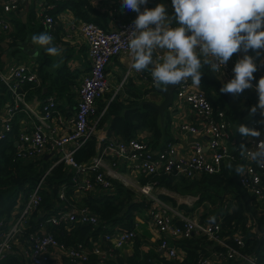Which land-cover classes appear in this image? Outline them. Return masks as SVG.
Instances as JSON below:
<instances>
[{
	"label": "built area",
	"instance_id": "built-area-1",
	"mask_svg": "<svg viewBox=\"0 0 264 264\" xmlns=\"http://www.w3.org/2000/svg\"><path fill=\"white\" fill-rule=\"evenodd\" d=\"M153 1L148 0L147 7ZM115 2L114 12L119 13L116 9L121 7L120 0H115ZM163 2L167 10L173 11L171 0H163ZM20 4L21 0H0V32L2 33L0 40L5 45L10 42V34L13 32L11 19ZM143 7L141 6V10ZM136 15V12L125 10L123 15L125 17L122 20H117L116 25L111 29H104L92 21L79 18H74L71 22L66 21L69 29L76 30L85 42L88 69L76 87L74 111L68 123L64 124V127H67V132L64 134L58 133L53 126L55 123L62 124L63 122L54 97L48 96L39 105V109L34 110L26 99L25 92H19L23 84L37 81L34 64L25 61H12L8 65L2 66L0 62V83L9 93L8 99L0 105V140L4 139L11 131L12 120H19L18 116L22 115L26 121L30 122L31 126L29 129H20L18 126L13 140V157L23 161L41 156L53 159L51 165L28 194L25 202L21 206L16 204L13 207L7 230L0 232V259L10 251L11 241L17 240L16 237L25 228V222L31 213L38 210L40 201L38 191L42 186L43 176L55 164L62 163L73 172L71 188L75 193L80 191L83 194L91 190L94 185L99 186L101 190H107L111 186V179L125 187L128 186L129 189L133 185L134 188L131 190H135V194L139 196L141 194L149 200V208L145 210V215L146 218L148 217L149 226L159 239L157 251L165 258L181 259L183 251L176 245V240L186 238L194 233L204 235L225 248L223 251L211 252L209 256L200 259L198 264H220L227 260L238 261L239 264H259L252 256L240 255L239 252L216 237L219 225L213 222L211 215L205 216L201 221L195 214L184 213L183 209L171 206L158 197V195L166 194V191L156 187L151 181V176L159 175L192 178L202 174H215L220 171L225 162L235 161L238 158L243 162L236 163V166L243 165L246 169L243 176L235 175L238 184L245 189L255 203L264 202V167L251 162L246 153L241 155L240 148V145L244 144L247 151H253L260 138H248L240 135L238 137L240 144H237L231 134V126L226 120L224 112L219 108H213L200 88L191 89L189 79L175 88L171 103V105L175 102L184 103L198 118L197 123L184 122L177 129L182 136L190 138L189 154L178 153L176 144L171 142L167 143L164 148L153 151L148 140L137 135L123 140L106 139L96 135L99 130L96 126L97 120L104 113L108 102L120 90L130 72L135 70L131 68L133 61L128 48L130 38L128 32L131 30ZM40 24L43 32L52 35L53 26L57 24V20L44 12L40 18ZM119 55L126 56V69L106 99V104L96 114V101L106 94L110 87L106 79L105 67L111 58ZM162 55L163 51L160 54H155V57L158 58ZM230 60L226 66L222 67L221 71L213 72L211 70L218 80L225 83L234 75ZM262 76H264V72ZM138 78L141 81L145 80L144 76L140 74H138ZM146 82L149 84V88L155 90L151 75L148 76ZM252 90L253 97L258 100L255 87L251 88ZM91 134L96 135L97 152L88 163H76L73 158L74 151L84 144ZM100 142H104V144ZM99 144L101 148L98 147ZM235 152L238 157L233 156ZM105 158L113 161L127 160L132 170L146 177L147 181L144 183L128 182L109 166H104ZM90 173H93L92 178ZM57 197L61 200L64 199V186L58 189ZM46 221L52 225L77 222L96 226L98 223L97 217L83 207L58 211ZM175 221L180 223L176 224ZM0 226H2V222H0ZM245 226L248 225L245 224ZM136 236L135 228L104 234L102 239L109 243L110 248L107 250V245H104L105 249H102L100 244H96L92 253L98 258L99 264H104V260L113 258L114 254L111 250H120L130 244ZM233 238L236 245H241V239L237 232L233 233ZM24 243L23 255L26 260L23 264H53L51 262L53 253L57 255L60 264L61 257H65L71 262L84 261L87 258V252L80 244L64 247L50 233L44 231L28 232Z\"/></svg>",
	"mask_w": 264,
	"mask_h": 264
},
{
	"label": "trees",
	"instance_id": "trees-1",
	"mask_svg": "<svg viewBox=\"0 0 264 264\" xmlns=\"http://www.w3.org/2000/svg\"><path fill=\"white\" fill-rule=\"evenodd\" d=\"M50 1L54 6L46 12L53 19L59 11L68 10L76 18L93 20L91 16L95 10L92 9L88 0ZM30 21L26 23H21L18 19L12 21L14 28L10 34V42L7 44L9 49L12 48L10 50L12 53L16 52L27 33L30 31H34L36 34L42 32V26L32 27ZM249 54L255 55V53ZM261 56H264V53H261ZM201 71L203 74L199 88L204 92L213 108H219L224 112L226 120L231 126V134L237 144H240L238 137L241 135L237 130L238 125L243 124L249 128L264 130V123H261L264 117L260 115L259 110L250 116L248 108L245 106L251 102L254 105L257 104L258 100L253 97V90L247 89L244 94L236 97L221 93L219 90L225 82L218 80L207 65L203 66ZM263 72L264 63H258V70L253 74V87ZM189 80L191 81V78ZM36 82L23 84L19 92H25L27 98L32 92L39 93L40 88ZM59 91V89L56 90V92ZM145 93L146 91H139L132 86L127 89V96H120V92H117L108 102L102 116L97 120V129L104 128L105 135L112 140L135 137L139 130L149 133L154 144L158 143V140H168L169 136L166 132L168 111L165 110L163 119L160 120L154 107L142 97ZM8 95L9 93L0 83V105L8 99ZM43 96L45 95L42 94L41 97ZM53 97L55 100L57 99L55 96ZM108 97L109 94L106 93L97 100L96 114L106 104ZM16 123V120L13 119L11 131L4 139L0 140V222H2L0 232L7 230L13 207L16 204L21 206L25 202L36 182L53 162L52 158H44V156L28 161L13 157V140L18 128ZM95 136V134H91L84 144L74 151L73 158L76 163H88L95 155ZM233 156L238 157L236 152ZM242 162L238 158L235 161H227L215 174H202L192 178L159 175L151 176V181L158 188L179 196L193 198L192 206L188 209L184 204H176L175 200L167 194L158 195L161 200L171 206L183 209L184 213H192L194 209L200 208L199 218L201 221L205 216L211 215L213 222L219 225V230L216 233L218 239L223 240L224 244L235 249L240 255L252 256L255 262L264 264V202L255 203L245 189L238 184L235 171L229 168V165L235 167ZM89 175L92 178L93 173ZM72 176L73 172L62 163L55 164L43 176L42 186L38 191L40 197L38 212H32L28 217L25 228L16 237L17 240L11 241V249L1 257L0 264H23L26 260L23 255L26 235L28 232L41 231L50 233L64 247L80 244L87 252V258L84 261L71 262L65 257H61V263L99 264L98 258L92 253L94 246L100 244L102 249H105L104 245H107V250L110 248L109 243L103 240L102 236L115 231L134 229V218L139 217V214L149 208V200L135 194L114 179L110 180L111 186L107 190H101L99 186L94 185L91 190L81 195L76 194L71 188ZM146 181V177L140 179V183ZM61 186H64L63 200L57 197L58 189ZM74 207L86 208L94 214L98 219L97 225L91 226L77 222L57 225L47 223V218L56 212ZM175 223L179 224L180 222L175 221ZM245 224L248 226L246 227ZM234 232L239 234L241 245L235 244ZM143 238L144 235H141L132 240V253L126 258L118 257V251L111 250L114 256L104 260V264H198L200 259L209 256L211 252L225 250L224 247L217 245L206 236L192 233L186 238L176 240V245L182 249L183 256L179 260H174L165 258L157 251L156 247L159 241L157 236L154 244L150 245L148 250L141 251L140 243ZM220 264H239V262L227 260Z\"/></svg>",
	"mask_w": 264,
	"mask_h": 264
},
{
	"label": "clouds",
	"instance_id": "clouds-1",
	"mask_svg": "<svg viewBox=\"0 0 264 264\" xmlns=\"http://www.w3.org/2000/svg\"><path fill=\"white\" fill-rule=\"evenodd\" d=\"M147 4L148 0H120L122 11L137 13L128 32L131 68L137 72L150 69L154 87L166 92L189 78L199 86L203 66L221 71L234 54L243 53L233 66V77L219 91L236 97L253 88V74L258 63H264V0H171L172 15L165 4ZM30 41L50 56H60L62 52L48 32L33 34ZM157 50L163 51L158 58ZM255 89L258 102L248 113L251 116L259 110L264 117V76ZM237 130L244 137L260 138L255 150L247 151L244 144L240 148L241 155L246 153L251 162L264 167V131L243 124ZM229 168L241 176L246 173L243 165Z\"/></svg>",
	"mask_w": 264,
	"mask_h": 264
},
{
	"label": "crops",
	"instance_id": "crops-1",
	"mask_svg": "<svg viewBox=\"0 0 264 264\" xmlns=\"http://www.w3.org/2000/svg\"><path fill=\"white\" fill-rule=\"evenodd\" d=\"M88 2L91 5L92 9L95 10V12H93V15L91 16V18L93 19L92 22L98 24L104 29L114 28V26L116 25V21L122 20L125 17L123 16L125 14V10L122 11L121 7L116 9L119 13L114 12L115 9L113 7L116 3L115 0H88ZM157 3L164 4L163 0H154L149 5V7H154ZM53 6L54 4L53 2L51 3L50 0H21L19 9L13 14V18L11 19L12 28H14L12 21L15 19H18L21 23H26L31 20L30 25L35 28L38 25L42 26L40 24L41 15L44 12L47 13L43 10L51 9L53 8ZM167 11L169 15L173 14V11ZM55 16L57 24L53 26L52 36L54 38V44L62 49L60 56H50L45 52L44 48L40 47L39 45L33 44L30 41V37L33 34H36L34 31H30L29 33H27V42L25 43L26 46H24L26 47L25 51H23L22 48L19 47L15 53L20 52L25 54L26 56L32 57V59H29L28 62L34 64L36 68V76L38 77L36 85H39L38 87L40 88V92H32L29 94L30 96H28V98L26 97L30 106L34 110H38L39 105L48 96H63L62 99H56V107L58 108V112L63 122L62 124L55 123L53 126L56 128L58 133L64 134L67 132V127H64V124L68 123V121L72 117L76 101V87L81 77L88 69V59L86 56V45L83 38L78 34L76 30L69 29L66 24V21L71 22L72 19L76 17L68 10L59 11ZM1 34L2 33L0 32V38ZM32 48H34L35 51L32 52ZM11 49H9L7 45L3 44L0 41V62L2 66L8 65L12 61H22L13 57L14 54L10 51ZM161 51L162 50H157L155 54H160ZM241 55H243V53H236L232 56L230 60L232 66H234L235 62ZM157 62L160 61L157 60ZM126 65L127 61L125 55H119L111 58L106 65L105 75L110 86L107 92L108 94L112 92L114 86L117 85V83L120 81L122 74L126 69ZM138 74L144 76L145 80H139ZM150 75V70H144L141 72L133 70V72H130V75L127 77L122 87L118 91L120 92V96H127V89L132 86L139 91H146L145 95L143 94L142 96L145 101H151L155 103L159 102L161 100L160 96L154 90L151 91V88H149V84L146 82L148 80V76ZM190 87L191 89L199 88V86L193 84L192 81H190ZM56 88L60 91L55 92L54 90H57ZM246 90H244V92L241 94H244ZM54 92L55 94L53 95ZM42 94L45 96L41 97ZM167 111L168 124L166 132L169 136L168 140H158V143L156 142L154 144V140L151 138V135L149 133L139 130L136 132V135L142 139L148 140L153 151L162 149L166 146L167 143L171 142L176 144L175 146L178 153L187 155L190 153V138H185L184 136H182L177 131V129L178 126L184 122L197 123L198 118L192 111L189 110V108L184 103L175 102L174 104L170 105ZM19 117V120L15 119L17 122L16 124L19 126V128L29 129L31 126L30 122L26 121V119L22 115L18 116V118ZM97 132V136L111 139L107 138V136L105 135L104 128L99 129ZM106 139L105 141H107ZM104 142L100 143L104 144ZM98 147L101 148V145L99 144ZM103 164L104 166H109L112 170L120 174V176L128 182L135 181L139 183L140 179H142L143 177L142 175L138 174L137 171L132 170L130 163L125 159H117L113 161L111 159L105 158L103 160ZM131 186V188L133 189L134 186ZM76 194H81V192L79 191ZM170 197L174 198L171 194ZM182 204L187 206L188 209L192 206L191 201H183ZM145 213L146 211H143L141 214H139V217L136 216L134 218V228L137 236L140 237L141 235H144V238L142 239L143 241L140 243L141 251L148 250L149 246L154 244L156 238L154 231L149 226L148 217L147 219H145ZM192 213L193 215L195 214L197 217H199V215L201 214V209H194ZM131 253L132 245L130 243L118 250L117 255L118 257L120 256L126 258ZM51 258V262L53 264H60L55 253L51 255Z\"/></svg>",
	"mask_w": 264,
	"mask_h": 264
},
{
	"label": "water",
	"instance_id": "water-1",
	"mask_svg": "<svg viewBox=\"0 0 264 264\" xmlns=\"http://www.w3.org/2000/svg\"><path fill=\"white\" fill-rule=\"evenodd\" d=\"M27 36L25 37V39L20 43V45L18 46L22 48L23 51H25L26 46L25 43L27 42ZM35 51L34 48H32V52ZM31 52V53H32ZM30 53V54H31ZM151 67V65H150ZM150 70V69H149ZM178 85L174 86V87H171L169 88L166 92L164 91H161L159 89H155L154 91L157 92V94L160 96L161 100L157 103L155 102H151V101H146L147 103H149L151 106L154 107V109L157 111L158 113V116H159V119L162 120L163 119V114L165 112V110H167L171 103H172V95H173V91L175 90V88L177 87ZM46 156H44L45 158Z\"/></svg>",
	"mask_w": 264,
	"mask_h": 264
},
{
	"label": "rangeland",
	"instance_id": "rangeland-1",
	"mask_svg": "<svg viewBox=\"0 0 264 264\" xmlns=\"http://www.w3.org/2000/svg\"><path fill=\"white\" fill-rule=\"evenodd\" d=\"M14 54V58L15 59H20V60H24L25 62H28L29 61V59H32V57H29V56H26L25 54H23V53H20V52H17V53H13ZM116 86V85H115ZM114 86V87H115ZM114 89V88H113ZM123 89V88H122ZM55 92H56V90H54ZM247 91V90H246ZM55 92L53 93V95L55 94ZM248 95H250V93H248ZM57 99H62L63 98V96L62 95H54ZM249 99H251L250 97H249ZM249 101V100H248ZM248 101H245V102H248ZM244 102V101H243ZM254 104L251 102V103H248V104H246L245 106L249 109L251 106H253ZM133 192L135 191V190H132ZM158 191V190H157ZM166 191V190H165ZM135 193V192H134ZM166 194L167 195H169L170 196V194L175 198H173L174 200H175V202L176 203H178V204H182L183 203V201H187V202H192V198L190 197V196H179V195H176V194H174V193H171V192H168V191H166ZM140 196H141V194H140Z\"/></svg>",
	"mask_w": 264,
	"mask_h": 264
}]
</instances>
